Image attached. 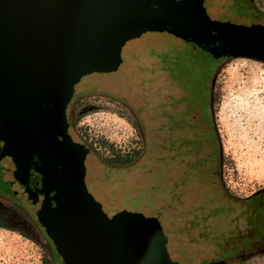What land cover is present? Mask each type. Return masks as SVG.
<instances>
[{"label": "water", "instance_id": "obj_1", "mask_svg": "<svg viewBox=\"0 0 264 264\" xmlns=\"http://www.w3.org/2000/svg\"><path fill=\"white\" fill-rule=\"evenodd\" d=\"M230 11L207 9L203 0H0V170L6 181L12 180L9 195L43 228L63 264L198 262L221 251V237L238 214L264 211L263 199L239 202L222 189L210 61L197 57L202 50L219 61L264 62V18L254 10ZM163 31L192 50L184 69L178 70L173 58L159 72L176 95L171 122L182 152L177 186L160 183L166 185L165 198L173 206L179 202L180 213L166 219L126 209L107 214L86 182L95 183L99 196L109 200L111 186L105 179L112 169L85 148L69 126L66 108L86 88L125 92L123 75H106L117 71L123 46L143 33ZM148 48L135 45L129 51L144 54ZM177 71L182 72L181 87L172 76ZM90 74L96 76L76 91L81 77ZM31 167L41 175V187L34 190L28 185ZM206 203L212 204L208 214L202 211ZM219 203L230 219V226L218 231L222 234L214 231L211 217ZM231 203L239 205L237 213Z\"/></svg>", "mask_w": 264, "mask_h": 264}, {"label": "rangeland", "instance_id": "obj_2", "mask_svg": "<svg viewBox=\"0 0 264 264\" xmlns=\"http://www.w3.org/2000/svg\"><path fill=\"white\" fill-rule=\"evenodd\" d=\"M252 1L255 7L264 11V0ZM207 12L209 16L216 18L212 11L207 10ZM135 45L149 47L147 53L131 54L129 49ZM191 51L186 43L167 32H146L138 38L126 42L122 48V63L116 72L106 75L122 72L128 66L130 60L136 59L135 56H142L144 62L157 67V71H161L162 74L163 69L170 65L173 58L176 66H178L176 68L178 70L180 68L184 69L182 63L188 64V55L186 54ZM197 53L198 58H201V55V59L210 61L207 66L212 73L210 80V105L212 125L215 129V138L213 140L218 146L216 149L217 153H219L217 163L220 184L228 198H233L240 202L264 187V62L243 57H222L219 61L218 59H213L202 50H197ZM138 60L140 59L135 61L137 62ZM196 67L201 68L202 66L199 64ZM202 73V69L196 72L197 76H201ZM181 75V71L172 73V76L177 78L180 87L183 86L181 84ZM93 76H96V74L81 77L75 85V90L77 91L79 86L85 84ZM195 88L198 87L195 86ZM202 89L204 90V86ZM87 90L90 93L80 97V102L77 106L78 117L72 128L82 142L86 140L94 149V153H91L93 158L99 163L105 164L104 159L110 155L121 150H132L135 146L137 133L135 132L133 119L125 110V106L104 95L102 92L106 90L86 88L82 91H77L74 96ZM125 92L117 93L123 94ZM109 93L116 94L113 92ZM174 115H177V112ZM179 115L181 113H178ZM146 118L149 122L151 121L150 117L147 116ZM152 122L154 127L158 125L155 119ZM113 174L114 170L112 169L108 177ZM172 175V180H174L175 175ZM179 177L174 183L166 179H160L152 184L134 183L130 186L128 185V195L124 192L126 189L124 184V186L121 185L124 189L120 190L113 188L110 182L105 181L111 186V197L109 200L102 199L99 196L100 193L95 183L87 181L86 185L88 190L101 203L103 210L107 214H110V211L116 212L121 209H127L140 211L147 216L157 214L166 219L178 217L175 215L180 213V209L178 208V201L173 206V202L165 198L166 185L162 183L166 181L174 188L177 186ZM133 188L138 190H132ZM130 190L137 193L131 197V194L129 195ZM204 193V191L200 193L201 198H203ZM115 194L117 199L114 198ZM1 196L3 195L0 194V204L6 205L9 203ZM198 196L199 193H196L195 198L198 199ZM6 197L11 199L10 196ZM231 204L237 213L240 209L239 205ZM160 205L165 208H160ZM211 206L212 204L206 203L202 211L208 214ZM192 207H189L188 210H192ZM218 210L211 217L215 219L216 228H214V231L222 234L218 231L230 226V219H227V212L222 203H219ZM242 214L240 213L235 217L230 231L228 232V229L224 238L221 237L223 240L222 252L220 250L214 251V255L205 260L223 256V245L227 241V235L234 230L236 220ZM31 219L34 221L32 217ZM199 230L204 234L202 227ZM31 235L33 238H28L17 231L0 227V264H42L45 261L49 264H63L61 257L47 239L44 231L43 235L38 234L36 236L32 233ZM216 243L217 246L221 244L220 239ZM200 247L205 251L204 246ZM168 249L170 250V246ZM223 264H264V253L254 258H245L240 261Z\"/></svg>", "mask_w": 264, "mask_h": 264}, {"label": "flooded vegetation", "instance_id": "obj_3", "mask_svg": "<svg viewBox=\"0 0 264 264\" xmlns=\"http://www.w3.org/2000/svg\"><path fill=\"white\" fill-rule=\"evenodd\" d=\"M203 4L207 9L222 11L223 13L239 10L248 14L249 11L254 10L264 18V11L255 7L252 0H203ZM217 18L222 19L221 15H218ZM135 58V60H140L137 62L130 60L128 66L120 72L127 83L126 92L123 94L102 92L125 106V110L133 119L137 133L135 146L132 150H121L104 159L106 166L114 170V174L105 181L110 182L113 188L120 190L126 188L124 192L127 195L129 186L134 183L152 184L160 179L174 183L182 174L180 161H178L182 155L181 144L173 134L174 129L171 122L173 120L172 111L177 106L176 95L171 84L166 80L167 78L161 76L157 71V67L144 62L142 56H135ZM89 93L88 90L79 93L69 101L66 116L70 127H74L78 117L77 106L80 97ZM197 102V105L201 107L200 100ZM147 116L151 118L150 122L146 118ZM154 119L158 123L155 127L152 122ZM83 144L89 153H94V149L86 140H83ZM172 174L175 175L174 180H172ZM11 183L12 180L6 181L4 179L0 170L1 195L10 196L7 189H10ZM123 184L125 185L124 188L121 186ZM28 185L32 190L41 187V175L35 172L33 167L30 168ZM263 189L264 187L246 198L252 200L255 198L254 195L264 196ZM132 190L138 189L133 188ZM130 192L131 197L137 193L131 190ZM10 198L17 203L11 196ZM114 198L117 199L116 194ZM37 226L43 230L38 224ZM223 253L221 258L201 259L198 262H190V258H185L180 264H223L262 255L264 253V211L247 210L243 212L236 220L234 230L227 235V241L223 245Z\"/></svg>", "mask_w": 264, "mask_h": 264}, {"label": "trees", "instance_id": "obj_4", "mask_svg": "<svg viewBox=\"0 0 264 264\" xmlns=\"http://www.w3.org/2000/svg\"><path fill=\"white\" fill-rule=\"evenodd\" d=\"M262 191L264 192V189ZM254 196V199L264 200L263 195ZM1 197L7 200L9 203H7L8 205L0 204V227L8 230L17 231L18 233L28 238H33L31 233L35 234L36 236H38V234L43 235V230L37 226V224L31 219L28 213H26L20 206H18L8 197ZM42 264L49 263L45 261Z\"/></svg>", "mask_w": 264, "mask_h": 264}]
</instances>
